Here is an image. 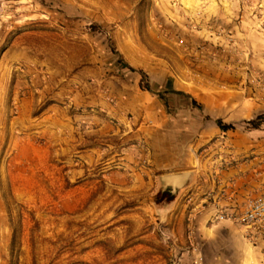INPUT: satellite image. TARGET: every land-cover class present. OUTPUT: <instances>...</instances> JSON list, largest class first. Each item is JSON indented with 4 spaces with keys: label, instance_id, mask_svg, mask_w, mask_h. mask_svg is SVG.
<instances>
[{
    "label": "rangeland",
    "instance_id": "374dc122",
    "mask_svg": "<svg viewBox=\"0 0 264 264\" xmlns=\"http://www.w3.org/2000/svg\"><path fill=\"white\" fill-rule=\"evenodd\" d=\"M263 192L264 0H0V264H264Z\"/></svg>",
    "mask_w": 264,
    "mask_h": 264
},
{
    "label": "built area",
    "instance_id": "2783aa9c",
    "mask_svg": "<svg viewBox=\"0 0 264 264\" xmlns=\"http://www.w3.org/2000/svg\"><path fill=\"white\" fill-rule=\"evenodd\" d=\"M230 217L219 216L222 220ZM233 221L243 229L245 233L264 234V192L254 198L248 199L241 211Z\"/></svg>",
    "mask_w": 264,
    "mask_h": 264
},
{
    "label": "water",
    "instance_id": "95a60500",
    "mask_svg": "<svg viewBox=\"0 0 264 264\" xmlns=\"http://www.w3.org/2000/svg\"><path fill=\"white\" fill-rule=\"evenodd\" d=\"M192 175L191 172H185L161 176L159 180L162 192L169 191L171 194H175L178 190L189 185Z\"/></svg>",
    "mask_w": 264,
    "mask_h": 264
},
{
    "label": "trees",
    "instance_id": "16d2710c",
    "mask_svg": "<svg viewBox=\"0 0 264 264\" xmlns=\"http://www.w3.org/2000/svg\"><path fill=\"white\" fill-rule=\"evenodd\" d=\"M125 64V63H124ZM126 66V68H128L130 71H132V72H135L131 67H128V65H124V67ZM142 78H144L145 77V75H144V73H142V72H137ZM141 89L142 90H144V91H148V92H150V89H149V87H141ZM176 94H182V93H176ZM184 96H187V95H184ZM190 100H191V104H192V106H194V107H196V108H198L199 110H201V106L196 102V101H194L191 97H189V96H187ZM215 123H216V125H217V127L219 128V129H221L223 132H227V131H229V130H233V127L232 126H228V125H224L221 121H219V120H217V121H215ZM249 125H252L253 126V128L254 129H257L258 127H257V124L256 123H254V122H251V123H249Z\"/></svg>",
    "mask_w": 264,
    "mask_h": 264
},
{
    "label": "crops",
    "instance_id": "0c3cea01",
    "mask_svg": "<svg viewBox=\"0 0 264 264\" xmlns=\"http://www.w3.org/2000/svg\"><path fill=\"white\" fill-rule=\"evenodd\" d=\"M154 102V107L156 109L155 113H154V119L157 123V125H160L163 122V118H162V111H161V106L159 105L158 101H153ZM158 115V117H157ZM252 171V170H251ZM255 172V170H253ZM250 172V171H249ZM233 174V172H232ZM251 173H249L248 178L250 177ZM245 178V176H244Z\"/></svg>",
    "mask_w": 264,
    "mask_h": 264
}]
</instances>
